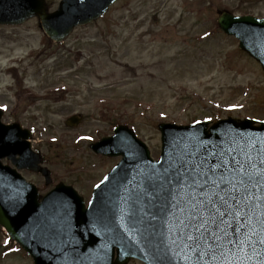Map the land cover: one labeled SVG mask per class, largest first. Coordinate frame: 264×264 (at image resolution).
<instances>
[{"label": "rangeland", "instance_id": "374dc122", "mask_svg": "<svg viewBox=\"0 0 264 264\" xmlns=\"http://www.w3.org/2000/svg\"><path fill=\"white\" fill-rule=\"evenodd\" d=\"M59 1L46 0L48 10ZM223 11L264 19V0H123L60 44L47 39L36 19L0 25V103L10 111L26 88L28 97L41 99L18 115L51 172L49 185L26 177L40 196L64 183L87 204L117 162L89 145L111 134L114 122L129 127L158 159L161 123L264 120V72L217 28ZM76 114L82 122L65 125ZM5 240L0 229V264H32Z\"/></svg>", "mask_w": 264, "mask_h": 264}, {"label": "water", "instance_id": "95a60500", "mask_svg": "<svg viewBox=\"0 0 264 264\" xmlns=\"http://www.w3.org/2000/svg\"><path fill=\"white\" fill-rule=\"evenodd\" d=\"M114 1L61 0L57 11L48 13L44 0H0V25H18L37 17L45 35L61 42L74 27L97 19ZM217 25L237 39L239 49L264 71V20L222 12ZM80 122V116H72L65 123L76 127ZM158 129L159 160H153L146 145L125 126L116 127L114 135L91 145L95 154L122 159L107 179L94 187L86 208L83 198L62 183L38 201L36 187L16 169L40 173L47 184L50 173L39 165V155L31 151L27 130L19 124H0V227L33 264H127L130 259L144 264H198L195 252L187 247L190 242L177 236L179 221L185 218L180 203L185 195L172 202L179 204V209L167 200L154 199L148 194L145 170L167 166L189 142L239 143L241 136L264 142V121L255 125L248 119L227 118L212 125L207 121L189 126L160 124ZM5 158L16 169L2 165ZM200 264L260 262L246 246L243 251L225 246L217 260L208 257Z\"/></svg>", "mask_w": 264, "mask_h": 264}, {"label": "snow or ice", "instance_id": "6c2138e0", "mask_svg": "<svg viewBox=\"0 0 264 264\" xmlns=\"http://www.w3.org/2000/svg\"><path fill=\"white\" fill-rule=\"evenodd\" d=\"M145 178L148 194L173 208L185 195L177 236L190 242L198 264L217 260L225 246H246L264 264V142L243 136L239 143L189 142L167 166L146 169Z\"/></svg>", "mask_w": 264, "mask_h": 264}, {"label": "flooded vegetation", "instance_id": "af4514ba", "mask_svg": "<svg viewBox=\"0 0 264 264\" xmlns=\"http://www.w3.org/2000/svg\"><path fill=\"white\" fill-rule=\"evenodd\" d=\"M120 1L116 2L115 4L119 3ZM114 4V5H115ZM110 9V8H109ZM112 9V8H111ZM107 15V14H106ZM105 15V16H106ZM104 16V17H105ZM97 22V21H96ZM26 88V87H25ZM17 96H15V101L13 102V107L12 109H10V111H7V108H6V102H3V103H0V113H1V122L4 124V125H11V124H15V123H18L21 125L20 122H18V115L20 114V116L22 117V115L24 114L25 110H26V107L30 106V105H33L34 103H37V101H41V99L39 98H35L34 96H32V98L28 97V95H33L31 90L26 88V92L25 91H22L20 93H17L16 94ZM9 104V102H8ZM22 126V125H21ZM24 128V127H22ZM26 129V128H25ZM30 131V135H31V145H32V149L39 153L38 149H37V145H34L36 143L35 139H34V135L32 133V131L30 129H28ZM40 154V159H41V164L45 167L46 166V162L44 160V156ZM4 164H9L10 165V161L8 160H4L3 161ZM21 175L27 180V181H30L28 180L26 177L27 175H35L41 179L42 176H40L39 174H36V173H33L31 171H25V170H22L21 171ZM32 182V181H30ZM34 183V182H32ZM35 184V183H34Z\"/></svg>", "mask_w": 264, "mask_h": 264}]
</instances>
